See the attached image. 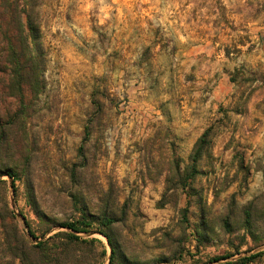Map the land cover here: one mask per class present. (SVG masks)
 <instances>
[{
  "label": "rangeland",
  "instance_id": "rangeland-1",
  "mask_svg": "<svg viewBox=\"0 0 264 264\" xmlns=\"http://www.w3.org/2000/svg\"><path fill=\"white\" fill-rule=\"evenodd\" d=\"M23 2L30 57L0 0V226L38 243L110 215L115 264L264 252V0Z\"/></svg>",
  "mask_w": 264,
  "mask_h": 264
},
{
  "label": "trees",
  "instance_id": "trees-1",
  "mask_svg": "<svg viewBox=\"0 0 264 264\" xmlns=\"http://www.w3.org/2000/svg\"><path fill=\"white\" fill-rule=\"evenodd\" d=\"M3 5L11 13L12 21L20 30V40L23 46V52L26 56H31V48L29 40H35L38 37V26L36 16L29 9V5L23 0H3ZM31 67V65L29 64ZM27 83L31 84L30 79ZM211 129H208L196 143L192 160L197 163L205 152V149L210 146ZM179 166L176 165L175 170ZM179 172V170H178ZM177 176L181 183L190 179V177H182L180 172ZM8 176L13 179L15 187L16 175L12 171L7 172ZM185 180V181H184ZM184 186H186L184 184ZM246 223L251 221V215L248 209L245 210ZM116 222L115 217L104 215L103 217L90 216L84 210H81L80 217L72 222H65L59 225L63 231L50 236L44 241L38 243L32 240H38L33 231L29 229L28 235L32 239L26 238L24 235L15 231L11 233L7 229L0 226V264H87V256L97 251V245H102L98 239H85L81 235L89 234L96 230L102 234L108 241L111 247V255L109 264H115L117 257V247L113 237L108 233V229ZM50 230V229H49ZM47 230L42 234L48 233ZM106 252L102 251L100 256H105ZM264 256V252L253 254L249 257L241 258L238 264H250L256 259ZM227 260L229 257L214 259V261ZM232 264V263H227Z\"/></svg>",
  "mask_w": 264,
  "mask_h": 264
},
{
  "label": "crops",
  "instance_id": "crops-1",
  "mask_svg": "<svg viewBox=\"0 0 264 264\" xmlns=\"http://www.w3.org/2000/svg\"><path fill=\"white\" fill-rule=\"evenodd\" d=\"M257 93H258V94H257L256 96H254V97H257L256 100H258V102L261 103L262 101H264V93H262V91H261V93H260V90H258ZM254 97H253L252 99H254ZM243 115L246 116L247 114L244 113ZM250 116H251V114H250Z\"/></svg>",
  "mask_w": 264,
  "mask_h": 264
},
{
  "label": "water",
  "instance_id": "water-1",
  "mask_svg": "<svg viewBox=\"0 0 264 264\" xmlns=\"http://www.w3.org/2000/svg\"><path fill=\"white\" fill-rule=\"evenodd\" d=\"M1 176H8V174H7V172H2L1 174H0ZM9 177V176H8Z\"/></svg>",
  "mask_w": 264,
  "mask_h": 264
}]
</instances>
